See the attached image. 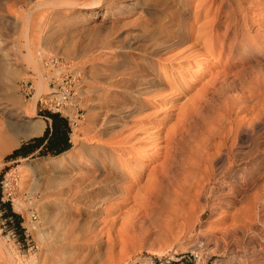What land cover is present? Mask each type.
<instances>
[{
	"label": "rangeland",
	"instance_id": "374dc122",
	"mask_svg": "<svg viewBox=\"0 0 264 264\" xmlns=\"http://www.w3.org/2000/svg\"><path fill=\"white\" fill-rule=\"evenodd\" d=\"M104 1L92 10H42L38 40L42 75L51 89L58 88L53 75L61 70L73 79L70 102L60 113L68 118L70 132L74 127L86 126L82 127L85 132L80 133V142L92 155L99 152V147L98 142L86 140L92 136L89 123L101 121L108 114L111 118L131 97L143 99L142 109L132 112L125 129L114 127L113 133L103 137L118 141L128 136L127 143L117 145L128 155L142 144L146 135L143 129H147L151 118L161 115L170 105L178 107L188 100L192 105L187 103L189 111L196 107L195 96L207 89L171 161V173L165 178L168 190L155 210L136 204V191L144 188L148 168L159 166L162 159L154 157L153 149H140L144 155L138 164L147 163L140 178L127 173L126 182L113 195L108 190L98 191L100 186L108 189L106 182L87 189L92 197L103 199L93 214L86 206L70 201V188L75 186L77 176L96 168L88 161L90 157H83L71 145V156L67 158L63 152L10 159L8 155L31 137L22 139L0 155V238L16 264H173L180 260L192 264L191 253L199 250L206 264H240L230 253L232 250L242 252L249 264L261 262L264 241L255 228L264 226L253 218L251 208L256 197L262 195L258 188L264 181L252 174L255 168L248 163L249 157L236 164L240 175L246 173V179H239L235 188L231 189L228 179L215 180L217 198L201 197L181 208L175 192L179 185H189L200 175L197 165L204 164L199 160L203 148L214 146L223 136L231 140L233 131L227 127L231 135H226L223 130L231 116L235 118L237 113L244 126L264 114V109L263 113L259 110L264 106V0H112L108 9ZM12 5L13 0H0V105L9 112L18 109L28 120L22 124L29 127L52 108L38 102L31 117L24 115L35 92V74L24 59L26 50L20 33L23 13ZM183 22L188 24L187 34L178 37L176 31ZM159 44L166 49L150 56ZM48 55L56 56L61 66L48 68L43 57ZM149 56L158 77L168 81L161 92L152 91V69L146 63ZM188 75L194 86L184 95L172 81L184 83ZM25 82L32 86L29 95L19 89ZM256 100L263 103L257 104ZM7 119L0 113V123L5 124ZM258 127L254 135H264V124ZM242 131L237 142L241 152L246 153L251 148L252 134ZM256 153L252 155L255 162L263 163L264 148ZM79 161L81 165H76ZM5 202L20 216V229ZM93 217L96 223L89 230L103 240L108 238L110 247L102 243L97 250L95 245L65 239L64 225L70 219L88 223ZM1 259L0 264H5Z\"/></svg>",
	"mask_w": 264,
	"mask_h": 264
},
{
	"label": "bare ground",
	"instance_id": "6f19581e",
	"mask_svg": "<svg viewBox=\"0 0 264 264\" xmlns=\"http://www.w3.org/2000/svg\"><path fill=\"white\" fill-rule=\"evenodd\" d=\"M102 1L104 0H13V5H12L13 9L14 10L19 9L21 10V13H23L22 17L20 18L23 20L22 22L20 21L21 23H23L21 24L22 29L20 33L22 35L21 37H23V40H24L23 46L26 50V53L24 54V59L26 63L28 64L27 66L35 74V78H34L35 79L34 81L35 92L33 96L31 97L28 110L24 111V115L31 117V115L34 113L36 109V105L38 102L49 104L50 102H54V101H62V103H64L63 96L54 94L53 92L57 90L51 89L48 85L47 79L43 77L42 75L41 62L39 59V56H40L39 52L41 50L38 44V40L40 36L39 35L40 34L39 28L41 25L40 22H41V19L43 18V12H44L42 10H45V12H46V9L72 10V9L80 8L82 10H92L96 8L97 5H99ZM104 2H105L106 9H108L109 7L111 8V4L113 2L112 0H105ZM7 6H10V5H6V7ZM169 23L171 24L170 20H169ZM181 24L182 26H178L179 28H177V31H176L178 37L179 35L181 36L182 34H187L188 24H186L185 22ZM165 49L166 47L160 46L158 48H155V50L153 49L149 53V55L153 56L154 51L157 52V51H162ZM150 56L148 57L146 63L152 69L151 70L153 74L152 75V78H153L152 85L154 86L152 88V91L155 93L161 92L165 89L164 88L165 84L168 83V81H166L165 78L160 79L158 77L157 68H155V65L152 64ZM192 79L193 78L190 75H188L184 78V83L181 81L178 82L176 80H173L172 82L177 83L178 90H180L181 93H183L184 95H187L189 93L190 88L194 86V82H191L193 81ZM204 89H205V86H204ZM136 91L138 92V94L141 93V91L139 90H136ZM206 91L207 89L201 91L200 94H198L202 97H197L198 95H196L195 99L191 98V99H194V101H196L195 102L196 107L195 106L191 107L189 111L187 109L188 108L187 103L189 102L188 100L178 107H174L170 105L166 108L164 112H162L161 115L151 118L149 120V126L147 127V129L145 128H144L145 130L143 129L146 135L145 137L143 136L142 144L139 143L137 145V151L134 150L137 156H134L135 153L128 155L127 152H124V150L120 151L117 148V145H119L120 143L124 144L129 141L130 138H128V136L124 137L123 140H118V141L112 140L111 138L108 140H103V137L114 132L113 130L114 127L121 126L120 127L121 129L122 128L125 129L126 128L125 126L127 124L125 121L127 119L129 120L130 116L132 115V112L139 111L140 109H142V106L144 105V101L143 99H139L137 96L131 97L130 102L129 103L126 102V104H124L121 108H119L118 111L115 110L117 112L116 113L114 112V114H112L113 116L112 115H111L112 117L110 116L111 118H109V114H108L105 117H103L101 121H98L96 119L89 123L88 131L91 132L92 136L91 138L90 137L86 138V140L88 143L98 142L96 145L99 147V150H98L99 152L95 151L94 155H92L91 153H88V150L83 148V145L80 142V139L82 138L80 133L81 132L83 133V131L85 130L83 128H85L86 126L85 127L82 126L83 128L74 127L70 134V140H71L74 151L80 150L83 157H90V160L88 161H90L92 167H96V168L94 171L85 170L77 176L78 178L75 179L77 180V182L75 183V186H71L70 188V190H72V192L70 193L71 194L70 201L72 200L75 205H82L84 207L86 206V208H88V212H91L94 214L98 206L103 201V199L92 197L89 194V192H87V189L90 187H93V185L97 186L98 184L100 186L102 183L106 182L105 184H108V189L105 188L103 190L104 187L100 186L98 187V191L100 192L104 191L106 193V191L108 190L109 193H111V195L115 194V192L118 191L122 185H124L123 183L126 182L125 177L127 176V173L131 172V174H133L136 178L141 177V171L144 170V168L142 167H144L143 165L147 163L138 164L140 161L139 157L144 155L140 149H143V150L153 149L152 152H153L154 157L162 158L161 164L152 169L148 168L150 171H148V173L146 174L144 188L137 189L136 191V195H137L136 204H142L145 207L144 209L149 208L150 210H155L157 206H159V201L161 200L160 198L163 197V193L165 192V189H167V187L169 186V185L167 186L168 182L167 184L165 183L166 182L165 178L168 176L169 173H171V165H172L171 161L174 160V158H176L175 152L176 150H179V147L182 142L181 140L182 135L184 134V132L188 131L186 124L188 120L193 117V114L194 115L196 114L195 110H197V113L199 112L198 110H199L200 104L202 103L201 99L202 98L204 99L206 97V93H207ZM262 101H263V98H262ZM256 103L262 104L260 101L258 103L257 100H256ZM262 105H264V103ZM189 106H192V105L190 104ZM263 107L260 106L259 108L261 109L259 110L262 111L264 109ZM17 110L9 112L5 106L0 105V113L2 115L4 113V115H6L8 118L5 124L0 123V155L3 154L5 151L9 150L10 148L14 147L20 140L40 135L45 128L44 121L40 119L34 120L31 123V125H29V127L24 126V124L22 123L28 120H24L22 115H20L21 113H19V111ZM259 113L261 112L258 111V115ZM235 114H236V117L234 115L235 118H232L230 114L231 119H230V122L228 121L229 123L227 122L228 126L225 123L226 125L224 124V127H223V130L226 129L224 131H227L228 128L233 131L232 133L234 134L232 135L233 138L230 136L231 137V140H230L229 137L223 136L221 137L219 142L216 143L214 146H211L210 148L209 147L203 148L204 150L201 148L202 150H201V155L199 153L200 155L199 160L200 162H203L204 164L199 163L197 165L200 168V175L199 176L197 175V177L195 176L196 177L194 178L195 180H193V183L191 182L190 184L188 183L189 185H186V184L184 185L183 183L179 185L180 187H178L179 189H177L178 192H175L177 194L175 196H176L177 204L179 205V207L183 208L186 205V203H189L190 201L194 199H199L201 197H205V198L216 197L217 198L219 195L218 194L219 188L216 186L215 180H217L219 177L228 179L231 184V189L235 188L239 179L240 180L246 179L245 178L246 173H243L242 175H240L238 168H235L238 160H240L241 158L249 157L250 161H248V163L252 164V166L255 168V171L253 169L252 174L254 172L253 175H255L257 179L261 178L264 181V171H263L264 162L257 163L255 162V158L252 156L254 153L256 152L258 153L259 149L262 150V148H264V141H262V138H264L262 137L264 136L263 133L262 135L259 134L258 136L254 135L255 134L254 130L256 126L258 127L264 124V121H262L264 120L262 119L264 118V116L262 117V115L264 114H262L261 116L260 115L258 116L262 118H258L255 115V117L257 118L254 119L255 117L253 116L254 117V118L252 117V120L254 119L253 124L250 123L249 121L248 122L250 123L249 126H245L246 123L244 124V126H242L241 125L242 123L239 121L240 120L239 116H237V113ZM242 120L243 119H241V121ZM112 121L114 122L113 124L111 123ZM248 123L246 125H248ZM229 124H230V127H229ZM242 130L246 131L249 135L252 134L251 135L252 137L251 136L249 137L251 138V146H250L251 148H249V151L248 152L246 151V153H243L245 150L241 152L240 148L238 147V142H237V135H239L240 132H243ZM228 132L229 131L226 132V135ZM229 133L231 135V132ZM220 134L223 135L225 133H220ZM121 147H124V146H121ZM128 150L130 151V149ZM66 152L64 154L65 156L63 157L67 158L71 156L70 152L69 153L68 151ZM63 157L60 156V160L61 159L63 160ZM80 163H81L80 161L76 162V165H81ZM0 166H1V162H0ZM97 170L103 171L104 173L102 174V172L100 173ZM249 174H251V172ZM257 181L259 183L260 180H257ZM262 185L260 186L261 188H258L260 189L262 195L256 197V201L254 202V205L251 208V213H252L251 215H253V218L257 220L261 226H264V202H262L264 200V183ZM141 191H143V193ZM257 207L259 208L258 209L259 212H257L256 210ZM262 211L263 213H261ZM146 213L148 212L146 211ZM93 220H94V217L92 218L91 222L87 223L84 220L82 221V219H74V220L70 219L68 223L64 225L66 226V229H67V234L66 233L63 234L64 236L66 234L65 239L69 241L70 240L83 241V242H86V244L90 246L95 245L97 250L100 249L102 243H105L107 247H110L111 245L108 243V238L103 240L102 238L99 237L98 233L96 234V233H93L94 231L92 232L89 230L90 228L95 226L96 220L95 221ZM255 232H257V234H259L260 237H263L262 240L264 241V235L262 236V234H264V228L262 229L255 228ZM90 233L92 234L90 235ZM48 235L50 236L52 234H48ZM200 246L202 245L200 244L199 248H201ZM257 246L259 247L260 245L257 244ZM58 247H61V246H58ZM202 251L204 250L202 249ZM230 253L233 254L234 259L240 262V264H249L248 258H245V255H243L242 252L241 253L240 251L234 252L232 250L230 251ZM1 258L5 260V264H16L14 260L15 258H13V254L11 250L4 243V241L0 238V259ZM258 262L257 263L255 262V264H264V259L261 262L259 263Z\"/></svg>",
	"mask_w": 264,
	"mask_h": 264
},
{
	"label": "trees",
	"instance_id": "16d2710c",
	"mask_svg": "<svg viewBox=\"0 0 264 264\" xmlns=\"http://www.w3.org/2000/svg\"><path fill=\"white\" fill-rule=\"evenodd\" d=\"M43 115L51 118V126H47L40 137H33L30 140L34 142H40L46 140L45 148L40 151V156L46 155H58L63 151L69 149L70 144L68 143V135L70 132L69 120L67 117L61 115L58 112L45 111ZM71 133V132H70ZM23 145L14 149L11 154H9L10 159H15L17 157H25L23 155ZM68 151V150H67ZM65 153V152H64ZM8 209L9 215L13 216L16 220L17 228L20 229V216L13 212L9 202L4 203ZM178 264V263H173Z\"/></svg>",
	"mask_w": 264,
	"mask_h": 264
},
{
	"label": "built area",
	"instance_id": "2783aa9c",
	"mask_svg": "<svg viewBox=\"0 0 264 264\" xmlns=\"http://www.w3.org/2000/svg\"><path fill=\"white\" fill-rule=\"evenodd\" d=\"M43 57H44V60H45V62H44L45 65L48 68H50L51 70L61 66L60 62H59V59L56 56L48 55V56H43ZM53 77L56 80V82H57L56 85L58 87L56 89L57 91L53 92V93L57 94V95H62L64 103H62V101H54V102H50L49 104L42 103V102H39V103L48 105V108H52L51 109L52 112L60 113V109L63 106H65L67 103L70 102L71 95H72V93L74 91L75 84L73 83L74 81H73L72 78L68 79V74H66V71L64 72V71L61 70L59 73L54 74ZM19 89L24 95H29L32 92L31 91L32 90V86L28 85L27 82L22 83L20 85ZM51 110H49V111H51ZM191 254H192V259H193L192 260V264H206V260L202 256L203 254L201 253V251H194ZM174 262H178V264H186V263H183L184 262L183 260L174 261Z\"/></svg>",
	"mask_w": 264,
	"mask_h": 264
},
{
	"label": "crops",
	"instance_id": "0c3cea01",
	"mask_svg": "<svg viewBox=\"0 0 264 264\" xmlns=\"http://www.w3.org/2000/svg\"><path fill=\"white\" fill-rule=\"evenodd\" d=\"M38 117H40L39 118L40 120H43L44 121L45 128L47 126H51V122H52L51 118L43 115V113H42L41 116H38ZM69 126H70V124H69ZM45 128H44V130H45ZM44 130H43V132H44ZM70 131H71V128H70ZM43 132L40 135H37V136H34V137H40V136H42L43 135ZM70 134L71 133L69 132V135H68V143L70 144V147H71L72 143H71V140H70ZM31 138H33V137H31ZM30 139L21 144V145H23V150L22 151H23V155H26L25 157H28L30 155H35V154L39 155L40 154V151H42L45 148L46 140H44V141H42V143H40V142H34L33 140L31 141ZM70 147H69V149H70ZM69 149H67V150H69ZM67 150H65L63 152H66Z\"/></svg>",
	"mask_w": 264,
	"mask_h": 264
}]
</instances>
